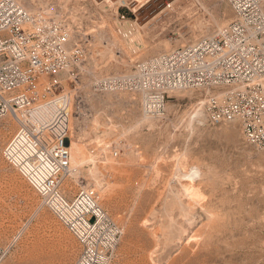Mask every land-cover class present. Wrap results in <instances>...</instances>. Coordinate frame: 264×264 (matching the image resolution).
Masks as SVG:
<instances>
[{
  "label": "built area",
  "instance_id": "1",
  "mask_svg": "<svg viewBox=\"0 0 264 264\" xmlns=\"http://www.w3.org/2000/svg\"><path fill=\"white\" fill-rule=\"evenodd\" d=\"M153 1L0 0V119L15 123L1 156L75 237L80 250L72 264H111L123 234L101 205L102 191L79 175L75 188L67 185L72 116L87 120V110L103 106L90 97L123 96L105 107L136 106L145 118L164 121L173 93L193 92L195 120L236 123L249 145L264 150V0H225L233 16L211 34L144 51L155 15L145 22L139 15ZM176 1H165L160 12L173 11ZM99 41L119 69L93 79L84 67ZM84 77L92 79L87 98ZM100 134L93 154L124 153L123 131ZM8 250L0 243V264Z\"/></svg>",
  "mask_w": 264,
  "mask_h": 264
},
{
  "label": "rangeland",
  "instance_id": "2",
  "mask_svg": "<svg viewBox=\"0 0 264 264\" xmlns=\"http://www.w3.org/2000/svg\"><path fill=\"white\" fill-rule=\"evenodd\" d=\"M165 1L154 0L139 15L141 22L155 15L145 27V49L159 42L161 50L175 37L188 41L233 16L225 0H177L173 11L160 12ZM96 68L89 60L85 74L94 78L108 71L95 72ZM82 79V93L87 98L92 79ZM194 95L173 94L164 121L139 119L136 106L130 111L120 105L98 106L101 102L90 97L97 106L84 117L90 124L95 116L96 128L80 125L79 131L87 130L89 135L79 139L82 144L90 142L87 155L102 163L93 185L102 191L103 208L123 227L111 264H264V150L249 145L236 123L196 122ZM189 113L193 124L187 122ZM75 117L73 114L71 129L79 121ZM14 128L9 116L0 119V243L9 248L5 263L72 264L80 250L75 237L1 156ZM94 130L123 131L124 153L115 159L93 154L92 142L101 141L104 135L95 134L91 139ZM179 153L186 155L187 168L195 169V175L188 176L204 199L190 200L182 192L179 183L187 182V176L183 169H175ZM92 164L87 162L76 171L67 185L75 188L78 175L80 181L86 179L84 174ZM174 194L189 207L179 210ZM146 218L149 223L144 224ZM173 221H177L174 226Z\"/></svg>",
  "mask_w": 264,
  "mask_h": 264
},
{
  "label": "bare ground",
  "instance_id": "3",
  "mask_svg": "<svg viewBox=\"0 0 264 264\" xmlns=\"http://www.w3.org/2000/svg\"><path fill=\"white\" fill-rule=\"evenodd\" d=\"M200 15V14H199ZM225 23H227V21H223V22H221V23H219V24H216L215 26H214V28H213V30L212 31H215L216 29H218L219 27H221L222 25H224ZM97 30H98V28H97ZM97 30H95V31H97ZM212 31H210V32H201L198 36L196 35V36H194L193 38H196V37H200V36H205V35H209V34H211L212 33ZM167 43L168 44H165L166 45V47H164L163 49H161V50H168V49H171L172 47H174L175 45H178V44H180L181 42L179 41V42H174V43H172L171 41H167ZM158 44H159V42H157V43H155V44H152L151 46H149L148 48H146L144 51H146V50H148V51H153V50H160V48L158 47ZM91 57H90V60H92L93 61V63H94V65L96 66V67H98V69L96 68V70H95V72H100L101 73V70L100 69H103V68H105V69H107L108 71H106L105 70V72L103 73V74H100L101 76L100 77H95V75H93L94 76V78L93 79H98V78H102V77H104L105 75H107L108 73H109V70L111 69V70H117V69H119L118 68V66H116V65H114V67H113V65L111 66V63L109 62L110 61V50H109V47H107L106 45H102L101 44V42L99 41V42H97L96 44H95V46L92 48V50H91ZM95 56H97L96 58H95ZM99 57V58H98ZM98 70V71H97ZM179 93H182V91H179V92H175V93H173V94H179ZM183 93H191V92H189V91H183ZM96 97V96H95ZM112 97H114V98H112ZM96 99H98L100 102H101V104H105V103H108V102H113V100L114 99H117V100H120V99H123V96H117V95H114V94H111V93H106V94H104V95H100V96H97L96 97ZM91 100V99H90ZM167 107H168V105H167ZM194 109V108H193ZM194 111V113L197 115L198 114V111L197 110H193ZM196 115H194V116H196ZM191 114L189 113L188 114V124H193V121L195 120H192L193 119V116H192V119H191ZM76 118V120L78 121L75 125H74V128L72 127V129L70 128V133H71V137H72V139H71V156H70V163H71V177H74V173L76 172V171H81L82 170V168H83V166L87 163V162H92L93 164H92V168H88V170H87V172L84 174V176L86 177V180H87V182L89 183V184H94V183H97V181H98V176H97V173H98V170H96V169H100V167H101V165H102V163L101 162H97V161H95V160H93L91 157H89L88 155H87V149H86V145H88V144H90V142H85L84 144H82L81 142H80V140L82 139V138H85V137H87V135H89V133L88 132H86V131H82V132H80L79 130H80V125H90V124H92V126L93 127H91V128H88L87 127V129H89V130H92V129H95L96 127H95V125L97 124V119H95V116H94V118H93V122H90V124H88L87 122H85L86 121V119L85 118H83V117H80V116H76L75 117ZM139 119H146V120H154V119H148V118H145L144 116H142V115H140V117H139ZM83 120V121H82ZM199 120H196V122H198ZM196 124V123H195ZM70 125H71V123H70ZM101 133V131L100 130H94V131H92V137L96 134H100ZM79 138H81V139H79ZM88 138V137H87ZM79 139V140H78ZM131 152H133V150L131 151ZM131 152L129 153V152H125V154H127V155H131ZM185 154L184 153H182V154H180L179 153V156L178 155H176V157H175V169H176V167H177V170L179 169V168H181V169H183L184 170V174L183 175H185V176H187V178L185 179V180H187V182H178L179 183V186H180V188H181V190H182V192L184 193V195H185V197H187L188 199H190V200H199V199H204L205 198V195L201 192V190L197 187V185L195 184V183H193L192 181H193V179H191L190 177L191 176H188L190 173V175H195V169H189V168H187V162H186V158H185ZM95 170V171H94ZM157 170V169H156ZM182 170V171H183ZM97 171V172H96ZM180 171V170H179ZM160 174V173H159ZM175 177V176H174ZM182 177V176H181ZM75 178V177H74ZM172 179V178H171ZM196 180V179H195ZM75 181H77V180H75ZM172 181V180H171ZM94 186H96V185H94ZM173 189V188H172ZM177 191V190H176ZM161 192V191H160ZM179 196V195H178ZM174 197H175V199L177 200V194H174ZM165 199V198H164ZM179 199V198H178ZM164 201V200H163ZM165 202H167V201H165ZM172 202V201H171ZM185 202V201H184ZM177 204H178V206L180 207L179 208V210H182V209H184V208H187V207H189V205H186V206H184L183 205V203L180 201V202H178V200H177ZM173 206V205H172ZM191 209H193L192 207H191ZM190 209V210H191ZM154 210V209H153ZM163 210V209H162ZM184 211V210H183ZM192 211V210H191ZM152 212V211H151ZM156 212H158L157 210H156ZM155 212V214H156V217H157V213ZM153 214H154V212H152ZM189 213V212H188ZM188 213H187V215H188ZM154 214V215H155ZM163 214V213H162ZM192 214V213H191ZM190 214V215H191ZM154 215H152L151 214V216H154ZM161 215V214H160ZM193 215V214H192ZM191 215V216H192ZM159 216V215H158ZM168 217V216H167ZM153 218V217H152ZM151 218V219H152ZM172 219L174 220V218L172 217ZM148 221V218H146L145 220H144V224L145 223H149V222H147ZM170 221H171V219H170ZM177 222V221H176ZM175 221H173V223H172V226H174V224L176 223ZM160 223V222H159ZM167 223V222H166ZM179 224H181L180 222H179ZM161 225V224H160ZM177 225V224H176ZM175 225V226H176ZM182 225V224H181ZM180 225V226H181ZM179 226V225H178ZM170 228V227H169ZM178 228H180V227H178ZM168 229V228H167ZM180 230V229H179ZM172 231V230H171ZM179 232V231H178ZM177 233V232H176ZM165 236V235H164ZM158 237V236H157ZM173 237V236H172ZM182 236H181V234L178 236V238H177V235H176V238H177V240H179L180 238H181ZM165 238V237H164ZM165 240H166V238H165ZM169 240H171V236H170V238H169ZM174 241V240H173ZM168 243V242H167Z\"/></svg>",
  "mask_w": 264,
  "mask_h": 264
}]
</instances>
